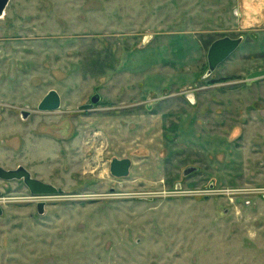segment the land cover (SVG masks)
Segmentation results:
<instances>
[{
	"label": "rangeland",
	"instance_id": "1",
	"mask_svg": "<svg viewBox=\"0 0 264 264\" xmlns=\"http://www.w3.org/2000/svg\"><path fill=\"white\" fill-rule=\"evenodd\" d=\"M224 37L243 42L208 76ZM261 69L264 0H11L0 166L64 193L0 179V264H264Z\"/></svg>",
	"mask_w": 264,
	"mask_h": 264
},
{
	"label": "water",
	"instance_id": "2",
	"mask_svg": "<svg viewBox=\"0 0 264 264\" xmlns=\"http://www.w3.org/2000/svg\"><path fill=\"white\" fill-rule=\"evenodd\" d=\"M11 0H0V18L5 14V11ZM243 42V38L224 37L216 40L211 45L208 52L209 71L207 75H211L217 67L226 61L234 52H236ZM264 79V69L252 72L248 76L249 81ZM100 96L96 94L92 97L90 104H85L79 108L80 111L93 109L94 105L100 101ZM62 105L61 95L57 90H50L38 105L40 112H54L60 109ZM132 162L130 159H113L111 162V173L116 177H126L130 174ZM193 170V169H192ZM0 179L12 181L23 180L29 190L34 195H60L64 190L56 186L45 183L37 178H34L30 171L25 167L19 166L17 169H5L0 166ZM213 187V185H211ZM182 188L181 184L177 185V190ZM2 191L0 190V196ZM45 202L38 203V212H45ZM4 213L3 207L0 205V216Z\"/></svg>",
	"mask_w": 264,
	"mask_h": 264
},
{
	"label": "crops",
	"instance_id": "3",
	"mask_svg": "<svg viewBox=\"0 0 264 264\" xmlns=\"http://www.w3.org/2000/svg\"><path fill=\"white\" fill-rule=\"evenodd\" d=\"M252 2H254V0H252ZM250 8H251V6H250ZM251 9H253V7ZM250 11H252V10H250ZM238 14H239V12L236 10V15H238Z\"/></svg>",
	"mask_w": 264,
	"mask_h": 264
},
{
	"label": "flooded vegetation",
	"instance_id": "4",
	"mask_svg": "<svg viewBox=\"0 0 264 264\" xmlns=\"http://www.w3.org/2000/svg\"><path fill=\"white\" fill-rule=\"evenodd\" d=\"M95 96V95H94ZM92 99V98H91ZM90 104V103H89ZM83 106V105H82ZM95 106V105H94ZM80 108V107H79ZM94 108V107H93ZM110 170H111V166H110ZM113 175V174H112ZM35 178V177H34ZM58 188V187H57Z\"/></svg>",
	"mask_w": 264,
	"mask_h": 264
}]
</instances>
